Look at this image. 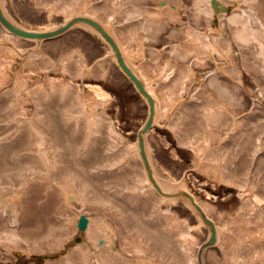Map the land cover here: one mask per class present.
Returning <instances> with one entry per match:
<instances>
[{"label":"bare ground","instance_id":"bare-ground-1","mask_svg":"<svg viewBox=\"0 0 264 264\" xmlns=\"http://www.w3.org/2000/svg\"><path fill=\"white\" fill-rule=\"evenodd\" d=\"M14 1L0 0V250L40 253L43 264H197L186 246L205 228L219 251L208 255L211 264H264V106L255 99L248 113L229 126L226 120L242 102L241 88L252 92L244 70L264 91V30L252 26L257 17L264 27V0H215L237 10L216 13L218 28L210 32L193 18L175 28L184 13L164 0H31L49 20L34 26L10 15ZM204 1L195 0L193 14H205L208 25L213 10ZM58 14L98 33L105 57L88 64L59 40L37 43L66 26L52 21ZM164 22L172 23L167 38L183 33L169 50L155 48ZM231 40L243 51L239 63ZM47 47L60 51L52 56ZM186 56L212 61L213 70L195 72L178 60ZM108 59L121 62L143 89L148 115L133 143L118 142L101 86L74 82L104 79ZM154 124L190 149L203 184L234 188L238 207L213 217L215 206L171 179L149 147ZM220 138L221 149L210 145ZM178 198L188 202L196 225L169 210Z\"/></svg>","mask_w":264,"mask_h":264},{"label":"rangeland","instance_id":"rangeland-1","mask_svg":"<svg viewBox=\"0 0 264 264\" xmlns=\"http://www.w3.org/2000/svg\"><path fill=\"white\" fill-rule=\"evenodd\" d=\"M167 1L177 5L181 9V12L184 13L181 20H173L175 28H178L182 23L184 26H186L187 20L189 18H193L196 22H199V26L201 27L200 30L201 32H203V27L207 25V17L205 16V14L201 17L193 14V4L195 0ZM8 5L10 15L17 21L21 20L27 26L46 24L47 22H49V20H47V14L45 13V11L38 10L31 0H15L13 5H10L9 2ZM115 5L117 6V2H115ZM63 20L64 17L62 14H58L57 16L55 15L52 18V21L56 24L61 23ZM164 23L165 24H163V26H165L166 28H164L163 30L162 28H160L156 31L157 38L155 37V48H163L165 50H169L170 46H175L173 44L179 45L180 43H182L183 39L181 40L180 36H182L183 33L176 32L174 30V34L167 38V34L168 32H170L172 23ZM252 24V26L256 29H259V31L264 30V27H261V22L257 17H252ZM222 26L226 29L228 36H230L231 29H229L228 27L226 28L224 26V23H222ZM259 34H261V38L264 39V31L260 32ZM47 41H57L56 45L58 47H61L62 49H67V47L70 46L77 48L80 51L82 57L87 60L88 64H92L98 59L105 57V45L103 44L104 42H102L94 32L77 25L73 26L72 28L67 30V32L63 33L60 36L54 37L53 39L42 40L40 42V45H46L48 43ZM256 42L257 41L253 42V45H251L250 49L251 52H253V55H255L257 52ZM231 43L233 44V48L235 50V52L233 53L235 60L239 63L241 59L239 51H242V49L240 48V46H238L239 42L231 40ZM46 49L50 54H52V56L56 55V53H59L60 51L59 48H57L56 50H51L49 47H47ZM249 53L250 52H246V54ZM149 57L151 58L152 56ZM178 60L187 63L194 71H198L201 75H204L207 72H211L213 70V66H211L213 62L210 60L207 61V63L205 64L206 66L200 64L197 61H194L191 56H186ZM105 64L107 65L108 72L104 79H96L92 76L76 77L74 79V82L79 86L84 87H87L88 84L101 86L100 89L105 93L104 97L107 100L106 104H108L104 110V114L114 119V122L118 129L117 131L119 132L118 142L133 143L136 137V130L144 122L147 116V103L145 99L137 93L128 79H126V77H124V75L119 71V68L116 66V64L111 62L109 59L106 60ZM243 75L245 84L247 83L249 87H251L252 92L250 94L247 91H244V93L241 92L242 90H245L244 87L241 88L240 92H238V95L240 96V98H242V102L238 106V108L233 110V112L230 114V117L226 119L228 121V126L234 120L233 117L235 118L236 116H241L245 113H248L252 108L255 99H260L262 105L264 106V91L259 89L262 84H258L257 82H255L250 72H246L244 70ZM204 82H206V79H204ZM245 84L243 86L246 87ZM239 88L240 87H238V90ZM106 93H108L110 97H108ZM227 129L228 128H224L220 130L223 132H221V135L219 137H223L224 135H226L227 131H229ZM119 135L122 136L121 139ZM147 137L149 141V147L157 164H161L160 167H164V169L168 171L167 173L169 174V177L171 179L173 178L176 181H184L185 185L195 196L198 197L199 200H201V202L207 203L209 201L208 206H215L217 209L213 212V217L215 216L216 218H218V209L231 212L238 207L237 193L234 188L230 186H224L223 184L213 185L211 181L203 184L204 175L195 168L190 149L188 147L178 145L175 137L171 134L170 130H168L164 126H158L154 124L152 126V129H150ZM222 139L223 138L213 140L210 145L218 147L217 149H221L219 144ZM259 206L263 207L264 204L260 203ZM161 207L163 208L164 206L162 205ZM169 210H171L172 213L178 216V218H187L191 220V224H197V220L193 219L194 213L185 200L178 198L174 202V204L169 207ZM145 216L144 217L150 223H152L151 216ZM196 232L198 236L195 240V243H191L186 246L194 253L195 258L197 256L199 245L207 239L210 233L209 230L205 228H201V230H197ZM175 240H177L176 235L173 241L176 242ZM217 249L218 247L214 244L205 247L202 250L203 264H211L213 262V257L210 258L212 262H209L208 255H210L211 252L212 254L213 252L216 253ZM172 250L175 251V249ZM177 250L178 249H176V251ZM217 256H219L218 250Z\"/></svg>","mask_w":264,"mask_h":264},{"label":"water","instance_id":"water-1","mask_svg":"<svg viewBox=\"0 0 264 264\" xmlns=\"http://www.w3.org/2000/svg\"><path fill=\"white\" fill-rule=\"evenodd\" d=\"M14 31H15V32H18V33L20 32V31H17V29H15V28H14ZM37 34H38V33H37ZM39 35H41V34H39ZM121 65H122V64H121ZM122 67L124 68L123 65H122ZM124 69H125V68H124ZM136 84L139 86V84H138L137 82H136ZM139 87H140V89L143 91V89L141 88V86H139ZM213 241H214V236H213V233H212V235H211L210 238H209L208 243H209V242L211 243V242H213Z\"/></svg>","mask_w":264,"mask_h":264}]
</instances>
